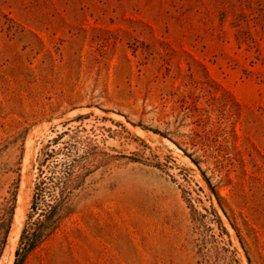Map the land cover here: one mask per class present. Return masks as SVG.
Masks as SVG:
<instances>
[{"label": "rangeland", "instance_id": "1", "mask_svg": "<svg viewBox=\"0 0 264 264\" xmlns=\"http://www.w3.org/2000/svg\"><path fill=\"white\" fill-rule=\"evenodd\" d=\"M22 182L13 264H264V0H0V264Z\"/></svg>", "mask_w": 264, "mask_h": 264}, {"label": "bare ground", "instance_id": "2", "mask_svg": "<svg viewBox=\"0 0 264 264\" xmlns=\"http://www.w3.org/2000/svg\"><path fill=\"white\" fill-rule=\"evenodd\" d=\"M89 110L95 111V112H99L102 113V111L91 108ZM112 116L116 119H118L119 121H121L122 119L116 115ZM128 128L133 132V134L135 136H137L140 139L146 140V141H153L154 139H156V136L150 132H147L145 130H142L138 127H134V126H130L128 125ZM28 146V144H27ZM29 158V152L28 149L26 151L25 154V163H27ZM181 159L184 160L187 163H190V161L188 160L187 157L185 156H181ZM28 199V194L27 192H25L24 190V183L22 182L20 185V189L17 195V202H16V206H15V210H14V215H13V220H12V224H11V228L9 230L8 233V248H7V252L9 254V261L8 264H13L14 262V254H15V250H16V246L18 243V240L20 238L22 229H23V225H24V219H25V205H26V201ZM228 232L230 233V235L232 236V238L234 239L235 242V247H236V251H237V256L240 260V264H248L245 258V255L243 254L235 236L234 233L232 232V230L227 226Z\"/></svg>", "mask_w": 264, "mask_h": 264}, {"label": "trees", "instance_id": "3", "mask_svg": "<svg viewBox=\"0 0 264 264\" xmlns=\"http://www.w3.org/2000/svg\"><path fill=\"white\" fill-rule=\"evenodd\" d=\"M152 132L157 134V132H155V131H152ZM32 203H35L34 198L32 199ZM42 223H43V225L45 224L44 221ZM40 230L38 229L34 232L33 238L30 239V241L28 243V250H31L36 245V243L38 242V239L42 235L41 234L42 232H40ZM15 254H16V256H18V251H16ZM14 264H16V262Z\"/></svg>", "mask_w": 264, "mask_h": 264}]
</instances>
